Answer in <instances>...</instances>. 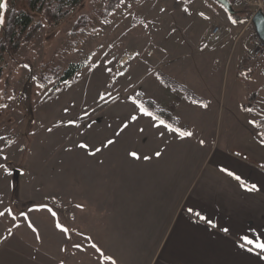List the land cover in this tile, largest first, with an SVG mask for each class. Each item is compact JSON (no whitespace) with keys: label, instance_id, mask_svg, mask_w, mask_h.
Instances as JSON below:
<instances>
[{"label":"rangeland","instance_id":"374dc122","mask_svg":"<svg viewBox=\"0 0 264 264\" xmlns=\"http://www.w3.org/2000/svg\"><path fill=\"white\" fill-rule=\"evenodd\" d=\"M29 1L4 0L0 27V217L8 226L31 224L42 210L69 234L77 224L58 213L72 220L93 211L98 182L127 181L133 163L183 165L186 183L210 148L223 146L227 117L262 114L248 100L264 70L251 9L234 4L231 15L209 0H123L103 19L108 0H80L53 23L32 13L39 30L11 53L15 18ZM82 16L95 31L87 27L75 45ZM214 27L222 30L216 41ZM243 54L248 70L239 73ZM71 66L78 70L66 81L40 83Z\"/></svg>","mask_w":264,"mask_h":264},{"label":"crops","instance_id":"0c3cea01","mask_svg":"<svg viewBox=\"0 0 264 264\" xmlns=\"http://www.w3.org/2000/svg\"><path fill=\"white\" fill-rule=\"evenodd\" d=\"M259 77L248 100L262 114L227 117L223 146L186 183L183 165L149 160L128 165L127 181H99L93 211L58 213L77 224L69 234L49 211L13 227L0 217V264H264V70Z\"/></svg>","mask_w":264,"mask_h":264},{"label":"trees","instance_id":"16d2710c","mask_svg":"<svg viewBox=\"0 0 264 264\" xmlns=\"http://www.w3.org/2000/svg\"><path fill=\"white\" fill-rule=\"evenodd\" d=\"M79 1L80 0H30V11L21 12L15 18V31L11 37L7 50L11 53H14L20 43L30 40L31 37L39 30V22H34L33 15L35 13H40L47 23H53L66 16L78 4ZM122 1L123 0H108L106 8L103 11H100L103 16L102 18H107L110 14H112L115 11L116 7ZM209 1L216 2L215 0ZM230 3L233 7L234 4L231 1ZM235 13H237L236 10ZM235 19L238 20L239 18L236 17ZM89 22L90 20L85 16L79 17L75 22V25L73 26L71 31V35L76 37L75 45L79 43V39L77 37L79 36V34H85V29L87 27H91L93 31H95L94 27ZM247 61V55L244 54L239 64V73L246 72L248 70V64H245V62ZM77 70L78 66H71L66 69L62 74L61 72L59 73L57 70H53L48 76H44L42 82L40 81V83H42L43 86H46L48 83L55 79L60 82L66 81L67 79L72 77ZM1 74L2 65L0 60V76ZM151 105L152 102H148V105H145V107L156 117L162 118L160 112L153 110ZM162 119L164 121H167L165 117Z\"/></svg>","mask_w":264,"mask_h":264},{"label":"water","instance_id":"95a60500","mask_svg":"<svg viewBox=\"0 0 264 264\" xmlns=\"http://www.w3.org/2000/svg\"><path fill=\"white\" fill-rule=\"evenodd\" d=\"M220 4L229 14L233 15L235 10L233 9L229 0H215ZM4 0H0V27H1V17L3 13ZM255 33L260 41L264 43V14L260 10H256L252 13L250 18ZM13 174L19 176V170H13Z\"/></svg>","mask_w":264,"mask_h":264},{"label":"built area","instance_id":"2783aa9c","mask_svg":"<svg viewBox=\"0 0 264 264\" xmlns=\"http://www.w3.org/2000/svg\"><path fill=\"white\" fill-rule=\"evenodd\" d=\"M233 4L239 5L242 8L251 9L253 11L260 10L264 14V0H230ZM222 36V30L219 27H214L212 30V40L216 41ZM253 40L258 42L257 47L264 46V43L260 41L255 34ZM65 213V212H64Z\"/></svg>","mask_w":264,"mask_h":264}]
</instances>
